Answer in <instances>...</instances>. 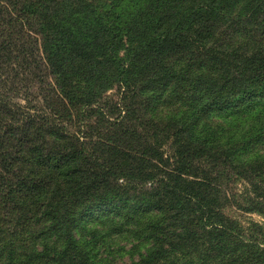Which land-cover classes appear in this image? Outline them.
I'll list each match as a JSON object with an SVG mask.
<instances>
[{
    "label": "trees",
    "instance_id": "trees-1",
    "mask_svg": "<svg viewBox=\"0 0 264 264\" xmlns=\"http://www.w3.org/2000/svg\"><path fill=\"white\" fill-rule=\"evenodd\" d=\"M168 1L0 0V264H100L78 247L99 230L74 229L99 209L179 224L137 223L149 263L208 242L215 264H264V238L216 209L237 178L264 214V117L216 119L264 101V0Z\"/></svg>",
    "mask_w": 264,
    "mask_h": 264
},
{
    "label": "rangeland",
    "instance_id": "rangeland-1",
    "mask_svg": "<svg viewBox=\"0 0 264 264\" xmlns=\"http://www.w3.org/2000/svg\"><path fill=\"white\" fill-rule=\"evenodd\" d=\"M170 3L176 4L178 3V0H169L168 2H166L165 6L167 7V9ZM169 12L170 11H168V13ZM123 54L124 52L121 51V55ZM108 94H111L115 100H118L119 89L113 88L108 91ZM258 116H261V118L264 117V101L262 103L253 102L250 106H244L240 110H235V113L231 116L224 114L220 118H214L224 123L225 121H233V118L238 121H253L254 119L258 118ZM93 119L96 120L95 117ZM239 126L242 127L243 125L241 124ZM213 152L217 154L222 153L221 150L217 152V149H215ZM225 168L228 169L227 167ZM228 173L231 174V170H228ZM231 176L238 177L236 174H233ZM248 188L249 183L242 179L238 180L237 178H235V181H231L229 183L223 182L219 189V199H222L224 207L219 208L217 206L216 209L221 212V214L223 212V215L225 217L239 222L241 225H243L245 229H249L250 233H256L257 237L264 238V214L260 212H247L240 208L242 207V205L245 204V200L248 198L247 196H254V194L247 193ZM131 189L133 191H130L128 193L132 196L134 202L135 200L143 197L146 191L148 190L147 188H128V191ZM130 203L131 201H129L126 205H129ZM99 210L92 212L93 214L87 216L85 219H81L80 223L76 224L74 227L77 238L82 236L87 238L88 233H90L92 229H97L101 233H99L100 237L98 242L96 237V243H90L89 245L82 244L81 247L78 246L82 250H91V253L95 255V257L92 259L96 263L98 262L100 264H152L149 263L151 261L150 254L156 249L153 245L152 239L138 238V234H145L148 232V230L145 228H140L137 223H142L146 225L148 223L160 222V226L164 228V230H161L163 232L162 234L166 233L168 237L172 238L177 237V234L181 232L179 224L173 225V222L170 223L169 229L167 230V225L170 219L167 217L166 214H159V212L138 213L135 211V219L130 220L129 217L127 219L126 225H123L122 220H119L118 218L119 216L113 215L111 213H105ZM126 210H129L128 206ZM115 216L117 220L115 223H113V225L114 227L118 225L120 231H113L112 220ZM1 217L3 216L1 215L0 218ZM124 226L126 227L123 228ZM129 230H136L135 234L133 235L129 232ZM109 231L111 233L113 232L114 234L108 235ZM175 241L176 243H180L182 245L185 242L183 240ZM165 246L167 247V244H165ZM177 247L178 248L176 250L172 251L175 256L170 258H173L174 260L179 259L180 262H183V258L181 257L183 255L179 254L180 256H178L176 254L177 252H174L179 249L178 245ZM168 248L171 247L168 245ZM157 255L160 256L161 254L157 253ZM192 255L193 260L197 264H201L204 260V257H206L207 261L211 264H215L213 245H210L208 242H202L200 247L197 250L193 251ZM180 262H178L177 264H180ZM153 264H167V259H165V257L158 258L157 261Z\"/></svg>",
    "mask_w": 264,
    "mask_h": 264
}]
</instances>
